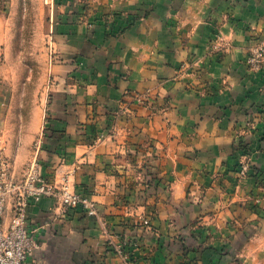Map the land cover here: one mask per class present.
Instances as JSON below:
<instances>
[{
	"label": "crops",
	"instance_id": "1",
	"mask_svg": "<svg viewBox=\"0 0 264 264\" xmlns=\"http://www.w3.org/2000/svg\"><path fill=\"white\" fill-rule=\"evenodd\" d=\"M12 4L0 0V59L14 37ZM46 4L50 82L41 102L32 98L31 121L11 113L13 85L0 66L10 177L21 179L39 155L43 175L68 174L99 216L67 210L53 197L32 201L39 247L30 264H131L126 256L155 264L152 253L142 257L149 247L124 245L144 201L145 164L165 185L154 223L168 243L195 227L202 237L189 236L188 244L209 251V264H264V64L248 63L264 39V0ZM12 215L13 199L7 222Z\"/></svg>",
	"mask_w": 264,
	"mask_h": 264
},
{
	"label": "rangeland",
	"instance_id": "2",
	"mask_svg": "<svg viewBox=\"0 0 264 264\" xmlns=\"http://www.w3.org/2000/svg\"><path fill=\"white\" fill-rule=\"evenodd\" d=\"M46 3H48V0H13L12 8L9 12L12 15L14 37L11 39L10 53L7 56L3 55L0 59V66L8 72L7 75L9 77L7 80L13 85L14 101L11 113L17 115L27 114L30 121L36 117L32 98L37 95V100L41 102L43 97L46 96L44 89L47 88L50 82L49 75L44 72L52 53V40L50 37L52 33L50 30L51 26L48 23L51 11ZM260 40L263 39L259 38L254 46L262 42ZM0 71L5 77L4 71ZM27 100H30L28 104ZM3 112H8V109L5 108L3 111L0 109V114ZM5 126V123H0V179L6 172L9 178L14 176L12 155L6 152V136L3 130ZM96 140L97 137H94L93 140L91 139L93 142ZM5 167L7 168L4 170ZM159 167L160 165H155V168L159 169ZM146 168L147 164L142 168L141 192L143 193L142 198L144 201L140 203L141 207L138 208L140 211L138 212V221H134L136 229L126 235L124 245L126 247L135 245L138 246V249L144 246L149 247L152 250L149 251L148 255L143 254L142 257L151 259L152 253L155 264H189L187 260L192 263L199 260L207 261V264H209V251H202L199 246L188 244L189 236L199 242L202 234L198 228H192L188 234H176L174 245L168 243L169 240L165 237V232L161 231L160 228L157 230L158 227L154 223V220L157 219V214H159L157 198L165 189V185H162L159 181L157 184L154 183L157 177L160 178L159 170L152 172L151 170H146ZM98 214L97 216H99ZM200 220V218L195 219L193 222L199 223ZM127 226L132 228L128 224ZM172 245L173 247L175 246L174 250L170 248ZM219 252L223 254V251ZM126 259L131 264L134 261L133 258L131 259L128 256H126ZM171 260L174 262H171ZM139 263L140 259L138 256Z\"/></svg>",
	"mask_w": 264,
	"mask_h": 264
},
{
	"label": "built area",
	"instance_id": "3",
	"mask_svg": "<svg viewBox=\"0 0 264 264\" xmlns=\"http://www.w3.org/2000/svg\"><path fill=\"white\" fill-rule=\"evenodd\" d=\"M260 41L251 50L248 60L250 67L256 70L264 64V39ZM249 171L248 162L243 163L241 173L245 175ZM44 197L55 198L67 210L91 216L98 214L95 201L86 193L74 189L68 174L59 181L45 177L42 161L39 155H34L26 164L21 179H11L7 172L0 179V264H30L34 251L39 247V227L30 225L29 206L32 201L38 202ZM11 199L13 215L7 222Z\"/></svg>",
	"mask_w": 264,
	"mask_h": 264
}]
</instances>
